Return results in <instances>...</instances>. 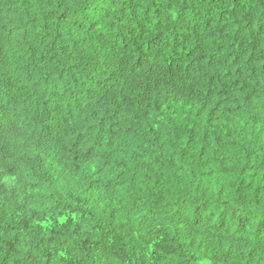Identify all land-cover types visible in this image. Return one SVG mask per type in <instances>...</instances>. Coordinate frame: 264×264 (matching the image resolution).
Instances as JSON below:
<instances>
[{
    "label": "trees",
    "instance_id": "obj_1",
    "mask_svg": "<svg viewBox=\"0 0 264 264\" xmlns=\"http://www.w3.org/2000/svg\"><path fill=\"white\" fill-rule=\"evenodd\" d=\"M0 264H264V0H0Z\"/></svg>",
    "mask_w": 264,
    "mask_h": 264
}]
</instances>
